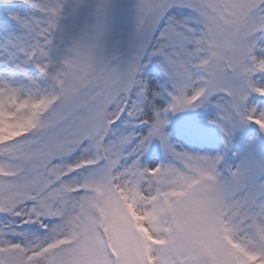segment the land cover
Wrapping results in <instances>:
<instances>
[{
  "label": "snow or ice",
  "instance_id": "1",
  "mask_svg": "<svg viewBox=\"0 0 264 264\" xmlns=\"http://www.w3.org/2000/svg\"><path fill=\"white\" fill-rule=\"evenodd\" d=\"M21 2L31 14L10 12L21 32L0 41V264H173L166 249L152 255L165 244L154 235L157 205L197 176L213 181L201 225L212 264H264V170L178 148L166 130L168 113L214 103L209 123L225 147L237 132L255 146L264 134V0H136L127 45L111 52L101 4L87 39L66 43L58 59L61 20L75 7ZM157 140L163 163L149 153ZM94 193L115 242L107 251Z\"/></svg>",
  "mask_w": 264,
  "mask_h": 264
},
{
  "label": "rangeland",
  "instance_id": "2",
  "mask_svg": "<svg viewBox=\"0 0 264 264\" xmlns=\"http://www.w3.org/2000/svg\"><path fill=\"white\" fill-rule=\"evenodd\" d=\"M68 4L74 6L76 11L61 20L57 42L51 53L54 59L64 54L66 43L87 39L91 26L96 22L97 6L101 4L109 5V12L104 21L107 51L111 52L117 46L124 48L127 45L129 34L135 23L136 0H68ZM31 11V8L23 4L21 0H16L10 5L0 4V41L21 32L15 22L10 20V12L27 17ZM160 84H164L162 74ZM215 99L213 97V102ZM167 102L166 93L158 97V106L166 105ZM216 115L214 103L188 112L168 113L169 123L166 130L170 133V142L189 152L213 156L223 155L226 167L243 166L256 172L264 170V134L257 137L254 147H249L240 132H237L226 148L220 128L209 123L216 119ZM194 119L195 126H193ZM4 128L5 118L3 113H0V138L5 135ZM149 153L156 155V163L166 161L163 147L158 140L153 141V147L149 149ZM149 153L145 154L144 163L151 167L154 165Z\"/></svg>",
  "mask_w": 264,
  "mask_h": 264
},
{
  "label": "clouds",
  "instance_id": "3",
  "mask_svg": "<svg viewBox=\"0 0 264 264\" xmlns=\"http://www.w3.org/2000/svg\"><path fill=\"white\" fill-rule=\"evenodd\" d=\"M212 183L207 177L197 176L186 184H176L175 195L165 198L161 194L157 207L162 230L154 235L164 239L165 244L157 246L153 256L158 255L163 248L170 252L173 264H212L211 250L201 231V225L212 212ZM93 201L96 205L91 209L93 224L107 251L109 243L115 246V242L104 231L106 220L100 211L102 194L94 193ZM134 222L142 224L143 218ZM112 264H116V261L113 260Z\"/></svg>",
  "mask_w": 264,
  "mask_h": 264
}]
</instances>
